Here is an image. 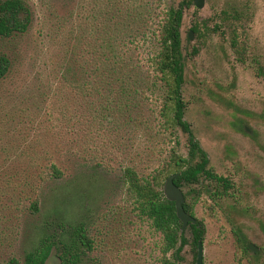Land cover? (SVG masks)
Returning a JSON list of instances; mask_svg holds the SVG:
<instances>
[{"label": "trees", "instance_id": "trees-1", "mask_svg": "<svg viewBox=\"0 0 264 264\" xmlns=\"http://www.w3.org/2000/svg\"><path fill=\"white\" fill-rule=\"evenodd\" d=\"M192 5L193 0H181L175 6L162 0L99 1L61 41L58 81L55 88L48 84L42 93L49 107L34 117L30 108L37 104L9 107L4 93L14 63L9 47L29 31L32 12L24 0H0V206L8 200L18 215L38 214L47 195L78 189L80 181L90 186L97 175L109 172L106 159L119 147L124 151L132 147L133 137L125 139L123 132L142 131L147 141L143 167L133 162L122 166V183L132 211L161 235V264H178L177 254L187 242L174 202L162 192L168 175L176 174L173 181L183 192L184 210L191 215L188 196L202 193L214 203L226 202L238 214L245 211L239 206L234 181L214 171L185 118L189 104L184 94L186 62L199 50L184 47L181 36L184 10ZM248 18L241 8L225 7L217 13L214 30L227 27L234 60L244 64L250 59L255 73L264 76V67L249 58V45L240 39ZM190 31L200 36V23L194 21ZM231 68L234 72V64ZM179 133L186 137L184 154L179 149ZM162 150L165 158L153 166L152 158ZM76 196L74 201H78ZM89 223L85 217L70 220L55 207L22 264H47L51 256L58 264H81L94 249ZM187 227L195 257L203 224L196 219ZM232 232L242 253L248 252L240 226L234 223ZM7 264L21 263L11 258Z\"/></svg>", "mask_w": 264, "mask_h": 264}, {"label": "rangeland", "instance_id": "rangeland-1", "mask_svg": "<svg viewBox=\"0 0 264 264\" xmlns=\"http://www.w3.org/2000/svg\"><path fill=\"white\" fill-rule=\"evenodd\" d=\"M24 1L31 9L32 23L29 31L9 47L14 63L4 85L5 103L14 108L37 104L30 112L39 117L49 107L42 93L48 84L55 88L58 81L57 66L63 57L61 41L103 0ZM180 1L162 0L163 4L174 6ZM231 6L248 13L240 39L249 45V58L264 67V0H205L201 9L194 5L185 9L181 25L183 45L188 50L192 46L199 49L186 62L188 79L184 94L189 104L185 118L214 171L234 181L239 189V206L245 211L238 214L226 202H212L205 193L191 194L187 201L192 203L193 216L204 228L202 264H264V76L255 73L250 59L244 64L234 60L227 27L214 30L219 22L217 13ZM194 21L200 23L201 35L192 34L193 38L186 41ZM51 34L55 40L50 39ZM226 99L235 107H230ZM123 136L133 137L130 151L119 147L106 159L110 171L97 175L90 186L80 181L78 189L56 197L47 195L38 214L18 215L9 208L8 200L6 207L0 206V264H7L11 258L22 264L25 252L37 245L42 235L40 228L55 207L70 220L85 217L90 222L94 249L82 258L81 264H161V235L132 211L130 195L122 183V166L133 162L143 167L147 141L142 131L131 135L126 131ZM179 141L184 154L183 133H179ZM165 156L162 150L151 164L158 165ZM74 193L78 201H74ZM234 223L245 234L246 244L258 247L257 252L247 248L248 252L242 253L232 232ZM183 236L187 242L177 254L178 264H195L192 233L187 225ZM47 264L58 261L51 256Z\"/></svg>", "mask_w": 264, "mask_h": 264}, {"label": "water", "instance_id": "water-1", "mask_svg": "<svg viewBox=\"0 0 264 264\" xmlns=\"http://www.w3.org/2000/svg\"><path fill=\"white\" fill-rule=\"evenodd\" d=\"M193 4L197 9H201L205 5V0H193ZM192 34L193 32L189 31L188 33L189 39L193 38ZM175 176L176 174L172 173L165 178L162 185V192L165 198L174 202L176 215L182 223V229H184L189 222L194 223L196 221V218L184 210L183 192L174 183L173 179ZM246 247L250 249L253 253L257 252L258 250V247L253 243H247ZM202 257H203V245H202V240L199 239L197 240V252H196L195 264H202Z\"/></svg>", "mask_w": 264, "mask_h": 264}, {"label": "flooded vegetation", "instance_id": "flooded-vegetation-1", "mask_svg": "<svg viewBox=\"0 0 264 264\" xmlns=\"http://www.w3.org/2000/svg\"><path fill=\"white\" fill-rule=\"evenodd\" d=\"M194 5V4H193Z\"/></svg>", "mask_w": 264, "mask_h": 264}]
</instances>
